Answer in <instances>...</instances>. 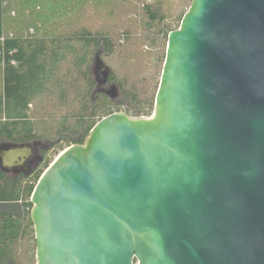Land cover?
I'll return each mask as SVG.
<instances>
[{"label": "water", "instance_id": "95a60500", "mask_svg": "<svg viewBox=\"0 0 264 264\" xmlns=\"http://www.w3.org/2000/svg\"><path fill=\"white\" fill-rule=\"evenodd\" d=\"M30 202L34 264H264V0H191L151 115L98 120Z\"/></svg>", "mask_w": 264, "mask_h": 264}, {"label": "trees", "instance_id": "16d2710c", "mask_svg": "<svg viewBox=\"0 0 264 264\" xmlns=\"http://www.w3.org/2000/svg\"><path fill=\"white\" fill-rule=\"evenodd\" d=\"M189 2L0 0V148L48 141L32 170L0 166V264L35 263L30 197L48 155L83 143L105 115L154 105L153 76Z\"/></svg>", "mask_w": 264, "mask_h": 264}, {"label": "rangeland", "instance_id": "374dc122", "mask_svg": "<svg viewBox=\"0 0 264 264\" xmlns=\"http://www.w3.org/2000/svg\"><path fill=\"white\" fill-rule=\"evenodd\" d=\"M191 1V0H190ZM189 4H190V2H189ZM188 8V7H187ZM143 48H144V50H146L147 48H146V46H143ZM166 49V48H165ZM164 55H165V52L163 53V57H164ZM153 62H158V60L157 59H155V60H153ZM160 62H162V56H161V60H159V63H158V70L160 71V67H161V65H162V63H161V65H160ZM159 71H158V73H159ZM95 73L97 74V75H100L101 76V78L103 77V73L101 72V71H99V70H96L95 71ZM157 74V73H156ZM155 74V75H156ZM153 76L154 78H153V81H152V86L154 87L157 83H158V79H159V76L158 75H156V76ZM152 90H153V88H152ZM115 93H116V90L113 92V93H111V94H113L114 96H115ZM150 94L149 95H143L142 96V98H149L148 100L150 101ZM115 100H116V98H115ZM71 101V100H70ZM64 102H69V100L68 101H65V100H63V99H58V102H57V105H56V107H58V106H60L62 103H64ZM73 102H75V101H73ZM152 103V102H151ZM75 105H73V107H74ZM114 106H116V105H114ZM120 106V105H119ZM64 109V108H63ZM63 109H62V111H63ZM152 111H153V106H152V104H150V105H148L147 107H145L143 110H142V113H141V116H149V115H151V113H152ZM134 116V115H133ZM86 138V137H85ZM45 142H48V141H46V139H41V140H37L36 142H34V143H32V144H28V145H30L31 146V148H32V155L30 156V157H28L27 158V160L24 162V164L23 165H21V166H19V167H16V170L15 171H30V170H32L33 168H34V165L36 164V161H37V158H38V149L41 147V144L43 145V144H45ZM69 146V145H68ZM64 148H66L67 146H63ZM63 148V149H64ZM60 151L61 150H58V151H56L54 154L53 153H51V154H49L48 155V157L50 158L49 159V164L55 159V157L60 153ZM48 164V165H49Z\"/></svg>", "mask_w": 264, "mask_h": 264}, {"label": "built area", "instance_id": "2783aa9c", "mask_svg": "<svg viewBox=\"0 0 264 264\" xmlns=\"http://www.w3.org/2000/svg\"><path fill=\"white\" fill-rule=\"evenodd\" d=\"M115 112H118V111H115ZM113 113H114V112H113ZM105 116H106V115H105ZM130 116H131V115H130ZM103 117H104V116H103ZM103 117H102V118H103Z\"/></svg>", "mask_w": 264, "mask_h": 264}, {"label": "flooded vegetation", "instance_id": "af4514ba", "mask_svg": "<svg viewBox=\"0 0 264 264\" xmlns=\"http://www.w3.org/2000/svg\"><path fill=\"white\" fill-rule=\"evenodd\" d=\"M39 155V154H38Z\"/></svg>", "mask_w": 264, "mask_h": 264}]
</instances>
